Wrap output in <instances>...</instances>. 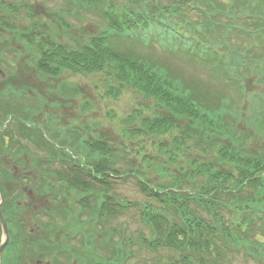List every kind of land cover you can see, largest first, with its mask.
<instances>
[{
    "label": "rangeland",
    "instance_id": "374dc122",
    "mask_svg": "<svg viewBox=\"0 0 264 264\" xmlns=\"http://www.w3.org/2000/svg\"><path fill=\"white\" fill-rule=\"evenodd\" d=\"M218 1H216V6L219 8L230 12L240 10L237 11L238 13L248 11L245 4L249 8L257 10V4L260 2L259 0H239V6L229 10L231 0ZM5 2L19 6V11H7L10 14L7 22L11 23L13 28L0 24V32H2L0 36L3 40L0 41V123L17 106L10 100L9 102L12 104L8 105L6 102L8 93L17 94L19 98H22L20 103L27 104L32 108L31 117L29 112L19 115L26 118L33 127L42 126L46 129L50 127L53 135L59 137V145L66 148L67 153L61 150L60 154L64 160L67 159L68 155L72 156L74 153V156L78 155L83 162L84 155L87 158L91 154L83 142H80L79 146L72 143L77 148L72 151L68 150L70 142L60 138L63 136L61 131L66 132L68 130L78 134L83 133L87 143H95L101 139L102 145L107 144L108 147H111L110 152L115 151L116 153V150L120 149L123 143L120 136L121 130L130 129L129 126L125 125L121 127L125 117L129 116L135 109L146 110V113L149 111L147 105L146 109L144 108V100L131 90L123 91L116 99L107 97L105 93L110 81V78L107 77L108 71H106L107 74L102 72L95 76L76 75L67 71L53 77L44 74L41 76L38 73L40 65H37V61L40 62L38 59L39 52L36 55L38 49L23 38V36L28 37L27 33L32 29L31 37L35 40L53 34L55 37L57 35L58 37L63 36V44H66L64 41L71 43L73 40L89 38L91 35L99 33L100 22L97 24V21H101V18L92 13H90L91 16L87 15L86 17L85 13L88 10L86 0H5ZM122 4L120 0H114L112 8L117 11ZM67 7L70 11H64ZM56 11H61L62 17L60 16V19L57 18L59 12L56 13ZM261 11H264L263 5ZM63 23L73 29L71 31L63 29ZM222 23L230 24L228 13L222 18ZM27 25L29 26L27 27ZM219 26L221 25L211 27L208 35L223 37L225 25L220 28ZM2 28H6L10 32H3ZM219 37L217 39H220ZM43 43L45 44V41L40 44L43 45ZM253 45L256 58L259 61L260 59L264 60V44L263 48H258L259 45L254 43ZM150 53L156 55L152 51ZM150 53L146 54V57H150ZM6 58L7 64H2V60ZM174 60L175 65L171 64L170 61H166V63L183 73L186 72L187 76H182L184 81L189 78L192 85L198 84V98L202 103L211 107L210 101H213L217 106L226 105L229 108L225 109L227 117H223V120L234 126L235 131L227 137V141L236 138L237 135L247 138V140L250 138L247 141L248 153L251 155L255 153L256 157L258 153L264 156V133L261 134L262 136L259 135L260 130L254 124L256 120L264 119L262 116L260 119L254 116V112L257 114L263 112L264 109V71L257 74L255 70L250 75L241 72L235 77L237 79L236 88L233 91L231 89L226 90V87L221 88L214 78L207 80V75L201 68L187 65L185 62H181L178 57ZM161 61H163L162 63L165 62L163 59ZM224 77L226 79L223 78L221 82L225 85H231L235 82V79H230L227 74ZM64 85L70 90L76 89L77 92L65 94V97L59 96L57 94L59 86ZM192 85H189L191 90H193ZM189 88L187 89L190 90ZM50 91L52 94L48 96ZM191 93L193 94L194 90ZM85 105L90 108L84 109ZM51 106L54 107L53 110H51ZM219 112L223 114L221 111ZM111 115L113 118L110 117ZM50 119L55 123L50 122ZM11 122L7 123L9 128L12 126ZM10 132H12V128ZM9 135L10 133L7 134L8 137ZM139 136L142 135H131L129 139H134L135 143L126 144L131 145L129 150L133 151L127 157L134 160V163L141 170H145L148 166V161L145 159L150 156L165 164L168 161L177 163V168L184 170L183 174L190 172L194 176L193 171L197 170L195 168L200 169L197 172H202L207 170L206 168L210 164H215L213 168L215 167V170H219L220 173L225 172L224 167H220L221 162L217 164L215 157L211 158L209 155L208 145L200 144L198 139H188L176 152L172 149L174 154L159 155L157 146H153V140L148 138L146 141H142ZM165 139L168 138L164 137L163 141ZM74 142L76 141L74 140ZM228 142L224 141L225 144ZM37 144L41 145L42 148L34 144L32 135L16 133V137L8 140L7 148H0V183L9 197V205H4L3 211L10 230V244L4 252L2 264H58L57 260L46 255L48 247H50V253L52 249L61 251L60 256L65 257L62 264H100V257H102V261H108L109 264H183L178 255L174 259L167 251L154 254L142 245L143 235L148 238L151 236L136 213L132 211L135 210L134 207L121 217L112 216L105 219V217L98 216L97 207H92L95 205L94 197L99 193L94 192V190H98L97 187H94L90 192L82 193L79 190H69L67 188V185L71 187L69 176H67L68 179L62 177L64 178L62 185L53 187V176L48 172L41 173V170L37 169V162L43 159L44 155L58 153H54V148L47 149L44 147L41 140ZM159 148L161 149L160 146ZM162 151L165 152V149ZM210 152L216 155L214 150H210ZM76 159L79 162V159ZM46 166L53 171L59 169L49 164ZM128 168H133V166ZM136 173V169L130 170V174ZM208 176L210 175L204 173L197 176L203 185L202 187L209 185ZM131 178L130 176L129 179L122 182L115 180L116 184H119L116 188L120 197L116 199H121L123 202L141 203L145 198L141 197L135 182ZM217 188L223 190L224 187L219 183ZM232 188H235V184L232 185ZM88 197H90V202H88L87 207H84L83 202ZM234 203L231 205L235 207L226 209L224 214L227 222L233 219L234 214L241 208L240 205ZM13 205L22 208V212L17 214L19 216L18 222L16 219L11 221L8 211H6L7 207ZM91 208L94 212L93 216L87 214ZM55 230L57 236L51 237L50 234ZM122 230L123 234L121 235ZM105 231L110 233L112 237L116 236V234L113 235L114 232L119 235L111 238ZM76 232L80 235L72 240L68 234ZM17 237L20 238L14 240ZM83 239L85 243L81 242ZM107 239H113L119 250L124 253L125 263L119 260L121 253L117 248H114L113 251V248L110 247L103 251V243ZM263 240L260 239V242ZM14 242L18 244L17 248L13 245ZM36 248L41 249V254H45V259L38 256ZM63 248L67 250L65 251ZM233 249L234 264H262L259 259L252 261L246 259V262L243 260L244 256L241 249ZM72 250H75L76 253L74 254H76L75 256L78 255V258L73 256ZM67 253H69L68 256H66ZM225 263L228 261L225 260Z\"/></svg>",
    "mask_w": 264,
    "mask_h": 264
},
{
    "label": "trees",
    "instance_id": "16d2710c",
    "mask_svg": "<svg viewBox=\"0 0 264 264\" xmlns=\"http://www.w3.org/2000/svg\"><path fill=\"white\" fill-rule=\"evenodd\" d=\"M143 1L147 0H140V2ZM169 1L177 3L179 0ZM196 1L199 0H183L180 9L175 11L174 15H171L173 19L177 15L176 20L179 25L187 26L188 20H190L189 17L183 15L181 9L193 6V3ZM204 1L206 2V0ZM259 1L257 10L251 9L245 4L248 11L243 13H245L248 19L240 27L233 46L221 39H217L215 36L207 35L203 39L205 44L210 48L223 47L225 51L224 57L227 60L218 62L216 67L219 70L227 72L230 75H233L237 70L246 73V75H250L255 70L257 74L264 71V66H262L264 60L260 59L259 61L256 58L255 52H253V43L259 45L258 48H263L264 44V11H261L262 5L264 10V0ZM131 2L134 4L136 0H128V3ZM148 6L149 4L145 5V7ZM235 6H239V0H231L230 10ZM7 11H19V6L0 3V24L2 26L5 22L2 23L3 18L1 15ZM237 11L240 10L224 12L225 14L228 13L231 19H234L235 16L243 14L241 13L242 11L239 13ZM114 12L113 24L106 25L110 34L106 35L105 38L95 35L87 39L83 38L80 41H74L73 43L65 42L66 45H64L57 35L54 38V43L50 44L49 55L40 47L39 61L44 64L43 59H48L50 60V64L49 67L44 68L43 64L41 65L38 62L40 65L38 73L41 75L44 73L56 74L60 72L59 70L65 69L73 73L94 75L108 71V77H113L114 75V80L124 84L128 89L134 90L139 97H143L146 100L145 104L149 108L147 113L139 112L130 115V118L127 119V126L130 127L129 133L142 135L139 136L142 138V141H146L148 138L153 140V146H157L159 155L174 154L180 145H184L188 139H198L197 141L200 144L208 145L209 155L211 158L215 157L217 164L221 162L222 165L220 167H224L225 172L220 173L219 170H215V167L213 168L215 164H210L208 168L206 166L207 170L202 172H197L200 169L195 168L197 170L193 171L195 175L189 183H192L193 189L197 188L200 184L194 183L195 178L204 173L205 175H210L208 176L210 184L212 182L216 183L219 178H222V182H218V184L220 183L224 188L221 194L216 197L215 201L217 202H214V207L208 208L207 211L206 202L203 200L204 195L193 190L176 192L181 188L183 190L184 185L187 187V174L192 173L183 174L184 170L178 169L177 163L168 161L165 164L157 158L148 156L145 159L148 161V166L145 170H141L138 166L137 172L139 176H133L141 192L148 198L153 199L154 202L144 201L140 204H131L125 203L121 199H116V193L109 178L110 176H119L121 174V168H116L115 166L116 161L121 159L129 167L133 166V168H126L127 170H135L137 166L133 164L134 160L127 157L128 154L133 153V151L129 152V148L135 141L134 139H129L131 145L126 144L125 141L128 140V136L124 135L126 132L122 133L121 139L123 143L121 148L116 150V153L114 152L113 161L110 158L107 159L104 145L101 143L94 146L90 145L87 151L91 154L87 158L84 155L86 158L84 166L86 172L83 174V178L85 179L79 178V180L73 181L76 186L71 183V187L73 188H67L72 191L79 190L82 193L85 191L90 192L94 187H97L98 190H94V192L99 193L95 195L94 200L95 207L102 212L101 216L106 215L109 210L114 208L120 209L122 211L120 213L123 216L126 208L133 209L134 207L135 210L132 211L136 213L144 225L149 227L151 240L156 241L158 250L168 251V254L174 259L177 254L180 255L183 264H197L198 259L200 260L199 264H204L202 257L205 256H209L211 259L210 255H205V253L209 252V242L207 239L220 233V230L226 223V219L224 218L226 209L235 207L231 204L234 202L235 205L245 203L250 208L251 205H254L258 209L260 217L257 219L251 232L238 238L239 244L236 245V248L241 249L243 252V260L246 257L250 261L259 259L264 264V242L260 243L257 240V230L260 225L261 230L264 231V178L261 177V174L258 178V174L260 173L258 168L261 161L264 164V159L261 158L262 160L258 161L259 155L256 157L255 153L253 155L248 153L247 141L250 138L247 140V138L245 139L237 135L236 138H231L228 142L226 134H229L230 130L224 127V130L220 128V131L213 126V119L219 117L223 120V117L226 118L227 111L225 109L229 108L226 105L215 108L217 106L211 104V108L223 113H220L218 116L215 110L210 109L209 106L200 101L197 84L192 85L189 78H186V81H184L182 78L183 72L179 73L172 65L166 63V61H170L173 64L171 58L176 53L174 49L165 50L164 55L169 56L163 59L164 63L161 61L159 64H156L153 59L149 61L151 65L156 66L153 75H149L145 70H137L135 63L132 62L135 61L134 55L130 56L132 50H129L128 46L116 47L115 42L110 38L116 32L129 31L128 22L125 20L126 15L123 14L126 13L124 6H122L121 11ZM108 13L104 12V15ZM3 30L4 28H2ZM32 33V31H29L27 36L29 43L35 44V39L30 38V34ZM180 54H177V56L182 57L179 59L189 61L184 53L180 52ZM221 56L213 55L212 58ZM258 68L259 70H257ZM52 69H54V72ZM156 71H163L166 81L158 77ZM218 82L221 83L220 81ZM188 84L192 85L193 90L197 91H194V97L191 95V91L193 90L189 88ZM186 88H189L191 91L186 90ZM256 122H259L256 125L257 129L263 128L260 132L261 134L264 133V123L262 120ZM124 124L126 125V123ZM70 132L67 131L68 135H63L62 137L72 139L74 134H70ZM164 137L168 139L163 141ZM224 141L228 143L225 144ZM173 148L174 152H172ZM164 149L165 152L162 151ZM210 150H214L216 155L211 153ZM154 159L155 161L153 162ZM109 161L113 165L108 163ZM37 167L41 169V166ZM253 169H255L254 172H252ZM55 182L56 185L62 183V179H60L58 174H55ZM233 184H235V188H232ZM108 205L111 206L109 210ZM259 213L257 216H259ZM105 233L111 238L119 235L114 232L113 235L116 234V236L112 237L107 231ZM263 233L259 231L258 234ZM122 234L123 230L121 231ZM233 240L235 241V239ZM146 244L145 240L143 245ZM108 247H112L113 251L114 248H117L113 239H107L103 243V248L108 249ZM186 250H190L189 255L185 254ZM100 259L102 262V257ZM211 261V264H220V258L218 260L211 259ZM245 261L247 262V260ZM102 263L109 264L108 261ZM230 264L234 263L230 262Z\"/></svg>",
    "mask_w": 264,
    "mask_h": 264
},
{
    "label": "water",
    "instance_id": "95a60500",
    "mask_svg": "<svg viewBox=\"0 0 264 264\" xmlns=\"http://www.w3.org/2000/svg\"><path fill=\"white\" fill-rule=\"evenodd\" d=\"M0 222H1V225H2V229H3V241L1 242V245H0V261H1V257H2V254H3V251L8 243V232H7V227H6V223L2 217V214H1V209H0Z\"/></svg>",
    "mask_w": 264,
    "mask_h": 264
}]
</instances>
